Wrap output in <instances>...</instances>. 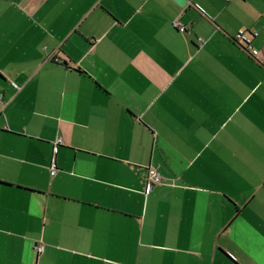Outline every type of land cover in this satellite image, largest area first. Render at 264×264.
I'll use <instances>...</instances> for the list:
<instances>
[{"label": "crops", "instance_id": "obj_1", "mask_svg": "<svg viewBox=\"0 0 264 264\" xmlns=\"http://www.w3.org/2000/svg\"><path fill=\"white\" fill-rule=\"evenodd\" d=\"M0 264H264V0H0Z\"/></svg>", "mask_w": 264, "mask_h": 264}, {"label": "built area", "instance_id": "obj_2", "mask_svg": "<svg viewBox=\"0 0 264 264\" xmlns=\"http://www.w3.org/2000/svg\"><path fill=\"white\" fill-rule=\"evenodd\" d=\"M173 25L176 29H178L182 33L189 34L192 28L190 23L186 24L181 21L180 18L174 20ZM258 32L255 30H246L240 29L237 31L233 39L237 43L241 44L248 51H251L253 55H256L258 51L253 48V39L258 36ZM200 41H203V38H199ZM164 178L155 168H149L148 182H147V190L151 191L155 187L156 184H163ZM40 252L44 251V246H37Z\"/></svg>", "mask_w": 264, "mask_h": 264}, {"label": "water", "instance_id": "obj_3", "mask_svg": "<svg viewBox=\"0 0 264 264\" xmlns=\"http://www.w3.org/2000/svg\"><path fill=\"white\" fill-rule=\"evenodd\" d=\"M179 5L185 6L188 0H175Z\"/></svg>", "mask_w": 264, "mask_h": 264}, {"label": "trees", "instance_id": "obj_4", "mask_svg": "<svg viewBox=\"0 0 264 264\" xmlns=\"http://www.w3.org/2000/svg\"><path fill=\"white\" fill-rule=\"evenodd\" d=\"M234 40V39H233Z\"/></svg>", "mask_w": 264, "mask_h": 264}]
</instances>
